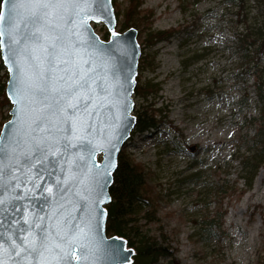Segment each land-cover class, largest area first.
Masks as SVG:
<instances>
[{"label":"water","instance_id":"water-1","mask_svg":"<svg viewBox=\"0 0 264 264\" xmlns=\"http://www.w3.org/2000/svg\"><path fill=\"white\" fill-rule=\"evenodd\" d=\"M116 26L111 0L2 2L13 107L0 133V264H129L134 255L106 232L141 57L137 30Z\"/></svg>","mask_w":264,"mask_h":264},{"label":"rangeland","instance_id":"rangeland-1","mask_svg":"<svg viewBox=\"0 0 264 264\" xmlns=\"http://www.w3.org/2000/svg\"><path fill=\"white\" fill-rule=\"evenodd\" d=\"M141 1V16L151 15L146 30L136 29L143 47L136 81L152 91L145 99L133 94V116L145 107L160 112L155 126L134 129L122 150L143 166L154 192L158 221L140 224L151 236L163 235L173 264H264V164L253 173L242 164L257 148L258 125L251 121L260 110L254 70L247 71L253 63L234 48L246 26H264V8L254 0ZM127 6L115 0L116 32ZM92 27L103 39L105 25ZM170 30L176 32L169 40L145 43L149 33ZM2 63L0 55L3 94L8 79ZM2 94L0 129L12 109Z\"/></svg>","mask_w":264,"mask_h":264},{"label":"trees","instance_id":"trees-1","mask_svg":"<svg viewBox=\"0 0 264 264\" xmlns=\"http://www.w3.org/2000/svg\"><path fill=\"white\" fill-rule=\"evenodd\" d=\"M243 2L244 0H240ZM257 7L264 8V0H254ZM3 0H0V12ZM115 7V0H112ZM128 6L125 11V21L120 31L124 32L129 28L138 29L139 24L144 25L142 31L146 30L148 25V17L151 12L146 13L147 16H141L140 6L141 0H127ZM118 19V14L116 13ZM119 27V23L117 24ZM138 31V38L139 34ZM175 30L163 33H149L145 43L155 45L160 41L169 40L174 36ZM109 39V33L105 32L104 40ZM141 44V42L139 41ZM142 46V45H141ZM234 48L240 54L242 60L246 63H253L247 71L254 70V95L257 107L260 110V116L253 118L251 123L258 125L257 133L254 138L257 139V148L253 150V154L246 157L242 164L248 172H255L264 164V65L260 64V58L264 55V26L256 31L246 26L244 33H239L234 38ZM143 52V47H142ZM3 67V65H2ZM4 68V67H3ZM253 68V69H252ZM246 73H242V76ZM7 77V73L5 74ZM139 78H137L138 80ZM4 90V86L2 87ZM0 88V95L2 90ZM152 88L145 85H138L134 93L142 96L144 99L151 93ZM4 103L11 106V103L3 92ZM159 110H151L148 107L137 113L136 130H147L155 126L153 116L157 115ZM258 119V120H257ZM258 121V122H257ZM2 126V124H1ZM255 174V173H254ZM252 178L248 181L251 184ZM219 192H226L224 185H220ZM111 202L106 207L107 223L106 231L109 236H118L127 241L128 247L135 251L131 264H160V261L168 260L169 264H173L174 255L170 252V247L163 241V235L158 237L151 236L149 231H145V227L141 225V221L145 220L146 224H155L153 218V209L151 204L154 202L153 189L148 186L145 170L143 166L136 163L129 156L121 152L118 156L117 168L113 174V184L109 190ZM222 216V215H220ZM148 225V226H150Z\"/></svg>","mask_w":264,"mask_h":264},{"label":"bare ground","instance_id":"bare-ground-1","mask_svg":"<svg viewBox=\"0 0 264 264\" xmlns=\"http://www.w3.org/2000/svg\"><path fill=\"white\" fill-rule=\"evenodd\" d=\"M136 86H137V84H136ZM136 86H135V88H136ZM135 88H134V91H135ZM134 94V93H133Z\"/></svg>","mask_w":264,"mask_h":264}]
</instances>
